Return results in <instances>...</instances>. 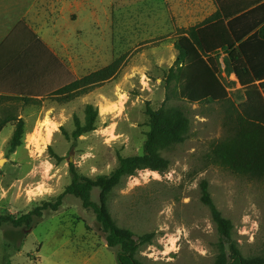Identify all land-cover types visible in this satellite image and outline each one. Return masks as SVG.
Returning a JSON list of instances; mask_svg holds the SVG:
<instances>
[{
    "label": "rangeland",
    "instance_id": "obj_1",
    "mask_svg": "<svg viewBox=\"0 0 264 264\" xmlns=\"http://www.w3.org/2000/svg\"><path fill=\"white\" fill-rule=\"evenodd\" d=\"M154 3L161 6L157 0H104L95 4L94 16L84 14L76 22L83 32H76L68 57L75 77L118 61L111 79L72 97L0 104V117L2 108L24 122L22 144L14 151L10 144L17 122L0 132V215L19 217L55 202L73 179L71 165L95 178L110 175L122 157L142 155L150 130L147 104L158 109L166 103L182 108L191 121L187 140L163 152L170 169L162 174L143 170L124 179L107 201L116 224L131 230L135 240L153 234L149 243L140 242L137 259L143 264H215L220 236L201 201L203 181L233 223L232 236L242 255L264 257V176L235 173L213 157L234 132L232 105L241 108L244 91H231V102L166 101L165 77L177 59L181 34L163 8L152 16ZM223 66L225 55L219 57L220 70ZM87 104L99 110L97 129L68 140L65 132L74 131L75 116L84 121ZM48 129L53 131L47 141ZM99 196L94 189L92 201L98 204ZM118 251L107 246L93 211L71 195L31 228L0 225V264H118Z\"/></svg>",
    "mask_w": 264,
    "mask_h": 264
},
{
    "label": "trees",
    "instance_id": "obj_2",
    "mask_svg": "<svg viewBox=\"0 0 264 264\" xmlns=\"http://www.w3.org/2000/svg\"><path fill=\"white\" fill-rule=\"evenodd\" d=\"M239 20L225 22L214 16L201 26L190 28L187 36L179 39L175 47L178 56L165 77L166 101L179 100L191 104L231 102L228 86L221 78L219 57L226 56V73H234L245 94L241 108L231 112L233 134L221 142L213 151V157L231 171L242 175L264 176V26L259 30L255 26L241 32L237 26ZM119 62L86 75L81 79H70L55 95L72 97L82 89L89 91L97 82L111 79L116 73ZM14 101L30 104L28 98L2 99V105ZM232 104V103H231ZM85 118L81 121L74 117L75 129L65 137L78 139L97 129L99 110L92 104L84 109ZM146 115L149 119V132L142 155L122 157L118 167L110 175L95 178L82 176L71 165L73 179L55 202H45L27 214L0 215V225L11 224L15 228H31L43 217L44 212H56L62 206L63 199L74 196L80 200L84 209L92 210L106 234L107 246L119 248L118 264H143L137 259L140 242L149 243L153 234L135 240L131 230L119 227L107 207L111 192L128 177L143 170L165 173L170 161L163 152L184 143L191 130V121L186 112L179 107H168L164 103L154 109L147 104ZM17 122L10 151L21 146L24 135V122L18 116L1 108L0 132L11 123ZM64 131V130H62ZM201 201L210 210L213 222L220 236L221 253L215 264H264V257L246 259L233 239V223L226 219L214 203L207 181L201 183ZM94 189L100 190L99 203L92 201Z\"/></svg>",
    "mask_w": 264,
    "mask_h": 264
},
{
    "label": "crops",
    "instance_id": "obj_3",
    "mask_svg": "<svg viewBox=\"0 0 264 264\" xmlns=\"http://www.w3.org/2000/svg\"><path fill=\"white\" fill-rule=\"evenodd\" d=\"M103 1L0 0V104L2 99L28 98L32 104L64 96L55 94L70 79H81L68 60L76 32H83L75 24L84 14L94 16L95 4ZM157 1L161 6L153 4L152 16L163 8L180 30L179 39L214 16L226 23L238 19L241 32L264 26V0Z\"/></svg>",
    "mask_w": 264,
    "mask_h": 264
},
{
    "label": "built area",
    "instance_id": "obj_4",
    "mask_svg": "<svg viewBox=\"0 0 264 264\" xmlns=\"http://www.w3.org/2000/svg\"><path fill=\"white\" fill-rule=\"evenodd\" d=\"M221 74H222V77L225 78V81H226L225 83L228 86V91L229 92L235 90L236 88L242 89L237 76L234 73H232L231 75H228L226 73V70H225L224 66H223V68L221 70ZM263 97H264V92H263Z\"/></svg>",
    "mask_w": 264,
    "mask_h": 264
},
{
    "label": "bare ground",
    "instance_id": "obj_5",
    "mask_svg": "<svg viewBox=\"0 0 264 264\" xmlns=\"http://www.w3.org/2000/svg\"><path fill=\"white\" fill-rule=\"evenodd\" d=\"M102 113H106V110L105 109H102ZM53 131V129H48L47 130V141L48 139H50V136H51V132ZM50 141V140H49Z\"/></svg>",
    "mask_w": 264,
    "mask_h": 264
}]
</instances>
